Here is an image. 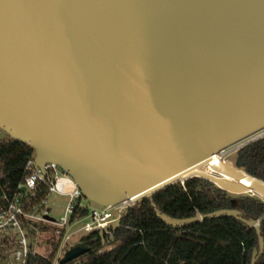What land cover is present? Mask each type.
<instances>
[{"label": "water", "instance_id": "obj_1", "mask_svg": "<svg viewBox=\"0 0 264 264\" xmlns=\"http://www.w3.org/2000/svg\"><path fill=\"white\" fill-rule=\"evenodd\" d=\"M262 128L264 0H0V130L94 203L191 177L264 197V181L219 157ZM156 215L171 228L235 216L259 232L236 209ZM263 248L259 236L252 264Z\"/></svg>", "mask_w": 264, "mask_h": 264}, {"label": "trees", "instance_id": "obj_2", "mask_svg": "<svg viewBox=\"0 0 264 264\" xmlns=\"http://www.w3.org/2000/svg\"><path fill=\"white\" fill-rule=\"evenodd\" d=\"M30 146L0 137V204L24 175L32 157ZM236 167L264 181V137L240 147L233 156ZM156 209L173 218H187L219 209H236L244 220H259V232L235 216L204 219L181 228L165 225ZM82 210L81 213H85ZM264 241V200L250 194L229 195L213 182L191 177L181 185L171 184L130 205L114 231L116 245L103 254L98 232L80 239L87 251L66 264H252V252ZM55 248H53L54 251ZM49 257L30 254L26 264H50ZM254 264H264V248Z\"/></svg>", "mask_w": 264, "mask_h": 264}, {"label": "built area", "instance_id": "obj_3", "mask_svg": "<svg viewBox=\"0 0 264 264\" xmlns=\"http://www.w3.org/2000/svg\"><path fill=\"white\" fill-rule=\"evenodd\" d=\"M53 193L67 198L59 219L52 218L47 207L48 198ZM84 198L73 178L59 164L48 162L39 166L34 161L33 152L16 189L11 194L1 196L4 202L0 204V231L18 233L16 245L5 257L4 263L26 264L30 254H38L43 257L51 255L50 264H66L61 263V259L71 248L70 242L74 236L81 239L91 232H98L101 237V246L97 248L99 254L114 247V231L125 210L134 203L124 200L113 205L88 204ZM82 210L86 212L83 214ZM32 220L42 222L45 228H49L45 229L51 241L47 252L46 248L42 251L31 248L28 242L26 226ZM78 258L71 261L78 263Z\"/></svg>", "mask_w": 264, "mask_h": 264}, {"label": "rangeland", "instance_id": "obj_4", "mask_svg": "<svg viewBox=\"0 0 264 264\" xmlns=\"http://www.w3.org/2000/svg\"><path fill=\"white\" fill-rule=\"evenodd\" d=\"M5 135V132L0 130V137H3ZM264 137V129L253 134L252 136L237 142L235 144L229 145L226 148H224L222 151V158L233 162V156L235 154V152L242 147L243 145L247 144L250 141H253L255 139ZM204 170L212 173L213 175H218V173H216L214 170H212L209 166H205L203 168ZM217 171V170H216ZM183 184L181 181H176L173 184ZM215 184V183H214ZM216 185V184H215ZM217 186V185H216ZM229 195H244V194H250V195H254L257 194L255 196L260 197L261 199L264 200V198H262L261 195H259L258 193H241V194H236V193H231L226 191ZM84 201L86 203H90L93 204L92 201L84 198ZM141 201V200H140ZM138 201V202H140ZM67 202V198L64 196H61L59 194L53 193L52 195L49 196L48 198V203H47V207L50 208V216L54 219H59V217L63 214V208L65 207ZM131 204V203H130ZM46 226L44 225V223L39 222L37 220H32L30 222V224H27L26 229H27V235H28V242L31 246V248L36 249L39 251H42L44 248H46V252L47 250L50 249L51 247V241L48 238V233L46 232L47 229L49 228H45ZM46 229V230H45ZM43 231V232H42ZM18 236V233L14 232V231H0V264H5L4 262L5 257L8 256V253L14 248L15 241L16 238ZM80 244V238H78L77 236H74V238L71 240L70 242V246L73 247L75 245Z\"/></svg>", "mask_w": 264, "mask_h": 264}, {"label": "bare ground", "instance_id": "obj_5", "mask_svg": "<svg viewBox=\"0 0 264 264\" xmlns=\"http://www.w3.org/2000/svg\"><path fill=\"white\" fill-rule=\"evenodd\" d=\"M263 129H264V128H262V129L256 131L255 133H257V132H259V131H261V130H263ZM255 133H253V134H255ZM253 134H251V135H249V136H247V137H245V138L239 140L238 142H240V141H242V140H244V139H246V138L252 136ZM236 143H237V142H236ZM234 144H235V143H234ZM222 152H223V151H221V152L219 153V157H220L221 159H223L222 156H221ZM223 160H225V159H223ZM226 161H227V160H226ZM205 166H209L212 170H214L216 173H218L217 176H219V175H223V174H221L220 172L216 171V170H215L213 167H211L208 163H207V164H204V165L201 167V170H202V171H204V172H206V173H209V174H212V173H210V172H208V171H206V170L203 169ZM181 180H182V179H181ZM253 192L258 193V192H256V191H252L251 193H253ZM258 194L261 195L260 193H258ZM254 195H257V194H254ZM261 196H262V195H261ZM262 198H264V197L262 196ZM120 202H121V201H120Z\"/></svg>", "mask_w": 264, "mask_h": 264}]
</instances>
